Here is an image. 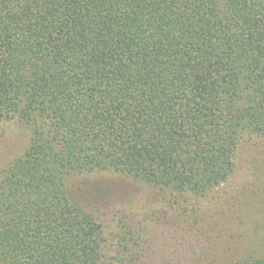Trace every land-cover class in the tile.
<instances>
[{"label":"trees","instance_id":"16d2710c","mask_svg":"<svg viewBox=\"0 0 264 264\" xmlns=\"http://www.w3.org/2000/svg\"><path fill=\"white\" fill-rule=\"evenodd\" d=\"M13 120L27 143L0 174V264H125L103 260L72 180L226 182L264 136V0H0V130Z\"/></svg>","mask_w":264,"mask_h":264},{"label":"rangeland","instance_id":"374dc122","mask_svg":"<svg viewBox=\"0 0 264 264\" xmlns=\"http://www.w3.org/2000/svg\"><path fill=\"white\" fill-rule=\"evenodd\" d=\"M24 125L0 130V174L23 152ZM103 227V260L127 264H226L264 251V136L245 135L235 171L205 195L173 193L115 172L70 184Z\"/></svg>","mask_w":264,"mask_h":264}]
</instances>
